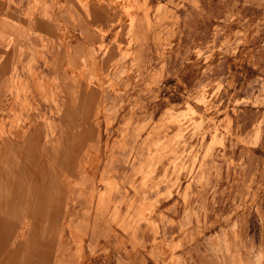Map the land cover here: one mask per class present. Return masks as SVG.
<instances>
[{"label":"crops","instance_id":"0c3cea01","mask_svg":"<svg viewBox=\"0 0 264 264\" xmlns=\"http://www.w3.org/2000/svg\"><path fill=\"white\" fill-rule=\"evenodd\" d=\"M79 2L0 0V264H83L87 256L89 264H238V256L253 264L254 255L246 249L227 248V232H201L200 222L206 218L210 223L218 213L230 215V161L245 151L253 167L264 164V139L249 155L244 147L228 144V151L208 158V169L194 171L187 203L174 195L160 205L165 223L144 222L131 205L135 190L130 181L124 183L133 170L138 139L130 137L119 150L118 138L108 152L106 120L98 114L103 112L119 129L130 117L163 109L165 97L181 94L171 82L184 67L183 57L192 46L213 40L217 18L240 11L253 18L255 27L263 26L264 0H199L198 7L183 1L177 10L180 39L164 57L138 23L136 66L118 89L97 87L90 71L83 72L91 67L116 74L119 47L98 31L113 27V12L98 8L88 15ZM103 41L109 44L107 54L98 47ZM154 72L162 75L155 89L148 87ZM93 159L100 161L98 166ZM106 164L116 194L111 205L98 206V196L92 200L90 194L94 188L104 190L99 178ZM262 171L258 176L264 183ZM150 195L151 201L158 193ZM251 213L247 231L259 244L261 230ZM160 244L170 253H161Z\"/></svg>","mask_w":264,"mask_h":264},{"label":"rangeland","instance_id":"374dc122","mask_svg":"<svg viewBox=\"0 0 264 264\" xmlns=\"http://www.w3.org/2000/svg\"><path fill=\"white\" fill-rule=\"evenodd\" d=\"M183 1L191 7L199 6V0H98L101 5L114 4L116 8L123 5L119 7L123 15L119 22L125 24L128 31L123 32L124 27L119 29L117 24L108 30L98 29L102 38L111 36L110 44L119 47V56L113 65L116 74L103 75L96 68H84L83 72L90 71V82L97 87L118 89L123 77L133 73L137 60L133 46L137 41L135 25L138 18L143 19L145 35L151 34L162 57L171 51L181 35L177 10ZM79 3L87 7L85 0ZM254 19L261 23V18ZM254 25L253 18L244 17L240 11L230 17L217 18L213 40L207 45L192 46L183 57V69L171 82L177 89L175 93L181 91V94L165 97L167 106L155 109L156 113L152 111L151 116L140 115L135 120L130 117L118 129L104 113L98 114L106 120L103 135L107 137L108 152L112 151L113 142L118 138L116 148L119 150L126 148L130 137L138 139L131 162L133 170L124 183L130 181L135 190L131 205L136 207L139 221L160 219L165 223L161 203L174 195L187 203L190 177L195 170L204 172L209 168L208 158L228 151L230 143L234 147H244L249 155L250 148L264 139V25ZM98 47L104 54L109 51V44L104 41ZM126 60H130V64L124 67ZM161 77L160 73L154 72L148 87L155 89ZM158 98L157 95L154 100ZM158 121L164 122L158 125ZM244 153H238L230 161L234 169V194L228 200L232 202L230 215L222 217L218 213L216 220L210 223L203 218L200 228L201 232L213 229L217 234L224 230L229 239L226 240L227 248L246 249V254L254 255L253 264H264V210L260 209L264 183L258 176L263 174L264 164L253 167ZM99 162L93 160L92 165L98 166ZM250 168L256 169L250 173L252 176L247 172ZM96 175L97 172L94 177ZM184 181L188 182L182 190ZM99 183L104 185V190L94 188L90 198L95 200L98 196V206H109L117 188L111 165L106 164ZM162 188L167 191L160 192ZM151 192H157L158 196L150 201ZM250 211V219H254L257 230H261L263 240L259 244L247 231ZM258 216L261 224H258ZM168 248L166 244L159 245L161 253L169 254ZM92 255L97 254L92 251ZM85 258L83 264H89L90 257ZM172 258V261L176 260ZM236 259L238 264H244L241 257Z\"/></svg>","mask_w":264,"mask_h":264},{"label":"bare ground","instance_id":"6f19581e","mask_svg":"<svg viewBox=\"0 0 264 264\" xmlns=\"http://www.w3.org/2000/svg\"><path fill=\"white\" fill-rule=\"evenodd\" d=\"M119 1V0H118ZM128 1V0H127ZM138 2V0H133V2ZM123 2V1H122ZM126 2V1H125ZM154 2V1H153ZM152 2V3H153ZM85 3H87V7H84L86 10H87V14L88 15H91L93 12H94V10H96V9H98V8H100V9H102V10H105V11H107V12H113V15H114V18H115V20H116V23H114V25L115 24H117L116 25V27H119V29L120 28H122V27H124V25L125 24H123L122 22H119V20H120V18L123 16L122 15V13H121V11H120V9H119V7L122 5H120V3L121 2H118L119 3V7L118 8H116L115 6H114V4L113 5H106V4H103V5H101L99 2H98V0H85ZM117 3V2H116ZM117 3V4H118ZM132 3V2H131ZM130 3V1H129V4H131ZM117 6V5H116ZM123 6V5H122ZM122 8V7H121ZM123 19H124V17H123ZM122 20V19H121ZM120 20V21H121ZM142 18H138V20L136 21V25L139 23V24H143V22H142ZM125 22V21H124ZM144 32H145V34H146V32H147V30H144ZM89 85V84H88ZM103 113V112H102ZM139 118V117H138ZM162 118H165V116H162ZM161 118V119H162ZM160 119V120H161ZM164 121H158V125L160 124V123H163ZM178 129V128H177ZM84 157V156H83ZM94 158V157H93ZM94 160V159H93ZM92 160V161H93ZM61 168V167H60ZM76 169V168H75ZM62 182V181H61ZM62 192V191H61ZM57 194V193H56ZM62 195V194H61ZM69 195H70V193H69ZM70 197V196H69ZM55 199V198H54ZM59 201V200H58ZM80 201V200H79ZM57 202V201H56ZM57 204V203H56ZM59 207V206H58ZM54 210V209H53ZM38 229V228H37Z\"/></svg>","mask_w":264,"mask_h":264}]
</instances>
